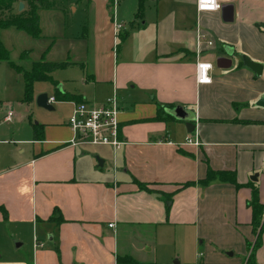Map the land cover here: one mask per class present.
<instances>
[{"label": "crops", "instance_id": "crops-1", "mask_svg": "<svg viewBox=\"0 0 264 264\" xmlns=\"http://www.w3.org/2000/svg\"><path fill=\"white\" fill-rule=\"evenodd\" d=\"M120 1L82 0L89 15L83 32L67 39L83 41L93 65L81 88L62 90L53 73L52 83L56 98L70 94L72 103L103 104L117 93L124 143L74 144L69 118L38 122L42 139L31 120L28 129L7 130L0 138V224L18 243L8 246L5 264H124V255L157 264L160 250L178 264L184 257L244 264L247 241L255 239L248 204L254 189L264 205V107L257 105L264 68L256 75L243 56L264 66L257 26L264 0H219L232 5L229 22L222 9L198 12L196 0H145L141 12L139 0ZM53 8L64 10L54 2L39 16ZM69 8L77 13L78 4ZM219 57L231 59V67H217ZM199 60L212 62V83H198ZM176 107L180 115L171 113ZM2 120L9 123L11 114ZM209 169L233 174L239 186L219 178L203 183ZM255 260L264 264V228Z\"/></svg>", "mask_w": 264, "mask_h": 264}, {"label": "rangeland", "instance_id": "rangeland-1", "mask_svg": "<svg viewBox=\"0 0 264 264\" xmlns=\"http://www.w3.org/2000/svg\"><path fill=\"white\" fill-rule=\"evenodd\" d=\"M55 5L62 7L64 10L53 8L45 9L40 12L41 17V37L35 38L29 35L25 30L18 29L14 26L3 28L0 31V40L6 49L7 58L0 59V138L7 136V130L12 127H19L23 124L28 129L30 120L32 123L41 120L64 123L71 116L75 103L69 100L56 98L54 84L47 80H38L34 82V95L36 91L42 90L49 96L52 94L56 101L52 103L54 109L49 110L37 105L35 98L29 101L23 100L25 82L22 70L29 71L33 62L40 59L41 54L47 48L50 53H45V58L58 62L70 61L71 63L64 68H58L53 72V77L59 81L62 90L74 91L81 88L83 75H86L89 66L93 63L85 57V46L83 41L74 42L70 45V35H79L83 32L81 25L87 19V13L82 8V0H52ZM120 1V3H129ZM71 3L78 4L77 13H73L69 8ZM85 3L86 7V2ZM72 44V43H71ZM28 54V55H27ZM80 60H84L81 61ZM102 102V101H101ZM101 102L94 101L95 106H100ZM100 104V105H99ZM5 106L6 109H3ZM10 113L12 120L9 123H3L5 113ZM99 149L111 151L108 146H94ZM93 148V147H89ZM110 153V152H109ZM99 163V160H97ZM106 163H111L110 159ZM18 242L10 240L9 228L0 224V264H5L9 258L8 246H16ZM181 248V247H179ZM157 264H178V258H164L166 252L160 250ZM2 254V255H1ZM182 264H194L192 261L187 263L184 257ZM204 264V263H201Z\"/></svg>", "mask_w": 264, "mask_h": 264}, {"label": "trees", "instance_id": "trees-1", "mask_svg": "<svg viewBox=\"0 0 264 264\" xmlns=\"http://www.w3.org/2000/svg\"><path fill=\"white\" fill-rule=\"evenodd\" d=\"M144 1L139 0V12L144 8ZM24 3L23 10L19 11V3ZM54 2L52 0H0V31L3 28L14 26L18 29L25 30L29 35L35 38L41 37V27H40V8H51L53 7ZM258 28L264 33V23L257 24ZM7 52L0 40V59L7 58ZM28 55V54H27ZM66 62H52L45 59L44 55L37 61L33 62L32 68L29 71L22 70L19 66L17 68L23 72L25 90H24V101H29L33 99L34 96V82L38 80H47L53 82L52 73L58 68L64 67ZM62 99L69 100L73 98L70 94H62L60 96ZM165 106L172 107V104ZM164 108V107H163ZM162 107L157 113V118H163ZM34 133L36 139L43 138V127L44 123H34ZM231 175L232 177H228ZM215 178L221 180H231L232 183L236 184L233 174L229 172H218L209 169L207 176L202 180L203 183H208ZM140 187H145L146 185L142 182L136 181ZM249 206L252 209V225L253 232L255 235L254 242L247 241V247L250 249V254L246 259L244 264H261L255 260V251L261 245L262 242V232L264 228V205L260 202L258 196V190L254 189L252 192V198L248 202ZM118 261L124 264H154V263H145L138 261L133 258L131 255L119 256Z\"/></svg>", "mask_w": 264, "mask_h": 264}, {"label": "built area", "instance_id": "built-area-1", "mask_svg": "<svg viewBox=\"0 0 264 264\" xmlns=\"http://www.w3.org/2000/svg\"><path fill=\"white\" fill-rule=\"evenodd\" d=\"M196 7L198 12H214L222 9V3L219 0H196ZM209 44H211V41ZM196 68L198 83H212V62L199 60ZM48 101L52 104L55 102V97L49 96ZM120 112V97L117 93L108 97L98 107L88 102L75 103L68 120L70 128L78 136L76 137L77 140H72V143L83 142L94 145H109L115 149L120 148L124 143L120 136ZM6 119L10 120V115ZM187 143L198 145L199 141L189 139Z\"/></svg>", "mask_w": 264, "mask_h": 264}, {"label": "water", "instance_id": "water-1", "mask_svg": "<svg viewBox=\"0 0 264 264\" xmlns=\"http://www.w3.org/2000/svg\"><path fill=\"white\" fill-rule=\"evenodd\" d=\"M24 8V3L20 2L19 3V11L23 10ZM222 18L224 19V21H232L233 20V14H232V5L229 4H224L222 6ZM233 51L229 50L228 54H232ZM243 61L245 66L249 67L250 69H252L256 75H261L264 66L261 63H258L256 61H253L250 57L244 55L243 56ZM216 65L219 68H229L232 65V61L231 59L227 58V57H219L216 60ZM49 95L45 92L40 93L37 95L36 97V103L38 106L49 109V110H53L54 107L51 103H49L48 101ZM258 106L264 107V96H262L258 102H257ZM183 112L182 107H176L171 113L175 114V115H180V113ZM187 126V130L188 132H192L195 129V126L192 124V122H187L186 124ZM99 164L102 165L103 161L99 160ZM252 179H257V174L253 175L251 177Z\"/></svg>", "mask_w": 264, "mask_h": 264}]
</instances>
